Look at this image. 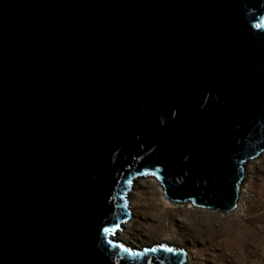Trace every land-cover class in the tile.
I'll return each instance as SVG.
<instances>
[{
    "label": "water",
    "instance_id": "95a60500",
    "mask_svg": "<svg viewBox=\"0 0 264 264\" xmlns=\"http://www.w3.org/2000/svg\"><path fill=\"white\" fill-rule=\"evenodd\" d=\"M263 152L264 0H0V264H183L134 180L228 214Z\"/></svg>",
    "mask_w": 264,
    "mask_h": 264
},
{
    "label": "rangeland",
    "instance_id": "374dc122",
    "mask_svg": "<svg viewBox=\"0 0 264 264\" xmlns=\"http://www.w3.org/2000/svg\"><path fill=\"white\" fill-rule=\"evenodd\" d=\"M243 171L228 214L173 203L154 177L135 179L126 195L129 222L115 238L138 249L158 243L183 249V264H264V152Z\"/></svg>",
    "mask_w": 264,
    "mask_h": 264
},
{
    "label": "bare ground",
    "instance_id": "6f19581e",
    "mask_svg": "<svg viewBox=\"0 0 264 264\" xmlns=\"http://www.w3.org/2000/svg\"><path fill=\"white\" fill-rule=\"evenodd\" d=\"M243 172H244V171H243ZM127 194H128V192H127ZM127 194H126V195H127ZM128 196H129V195H128ZM126 197H127V196H126ZM126 199H127V198H126ZM236 204H237V203H236ZM126 206H127V205H126ZM127 209H128V207H127ZM128 210H129V209H128ZM128 222H129V221H128ZM128 222L125 221L123 224H121L120 228H121L123 225H126V223H128ZM118 230H119V229H118ZM118 230H117V231H118ZM117 231H116V233L114 234V238L116 237V235H117V236L119 235V232H117ZM116 239H118V238H116ZM119 240H120V239H119ZM182 250H183V249H182ZM186 258H188V257H186ZM186 260H187V259H185V261H186ZM187 261H188V260H187Z\"/></svg>",
    "mask_w": 264,
    "mask_h": 264
},
{
    "label": "snow or ice",
    "instance_id": "6c2138e0",
    "mask_svg": "<svg viewBox=\"0 0 264 264\" xmlns=\"http://www.w3.org/2000/svg\"><path fill=\"white\" fill-rule=\"evenodd\" d=\"M168 251H172V249H168Z\"/></svg>",
    "mask_w": 264,
    "mask_h": 264
}]
</instances>
